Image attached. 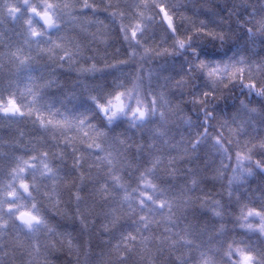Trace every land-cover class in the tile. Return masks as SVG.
Here are the masks:
<instances>
[{"label":"snow or ice","instance_id":"snow-or-ice-1","mask_svg":"<svg viewBox=\"0 0 264 264\" xmlns=\"http://www.w3.org/2000/svg\"><path fill=\"white\" fill-rule=\"evenodd\" d=\"M0 21V264H264V0Z\"/></svg>","mask_w":264,"mask_h":264},{"label":"trees","instance_id":"trees-1","mask_svg":"<svg viewBox=\"0 0 264 264\" xmlns=\"http://www.w3.org/2000/svg\"><path fill=\"white\" fill-rule=\"evenodd\" d=\"M90 2H91V0H90ZM97 2L99 3V0H97ZM105 2L115 3V2H118V0H105ZM121 2H128V0H121ZM221 2H222V0H221ZM253 2H255V0H253ZM101 18L103 19V17H101ZM0 23H2V21H0ZM4 27H7V26H4ZM3 31H4V28L0 27V38H2ZM115 46H118V45H114L113 47L109 48L110 53L114 51ZM120 58H124V57L121 56ZM230 103L231 102L229 101V104ZM224 107H225L224 104L221 103V108H224ZM225 111H226L227 115L230 116V114H231L230 108L225 109ZM0 126H2V122H0ZM3 135H6V134L4 132L0 131V136H3ZM96 250L99 251V249H96ZM67 261H71V264H75V253H73V255L71 257H69L66 252L60 254V260L55 261L54 264H66ZM81 264H82V262H81Z\"/></svg>","mask_w":264,"mask_h":264}]
</instances>
